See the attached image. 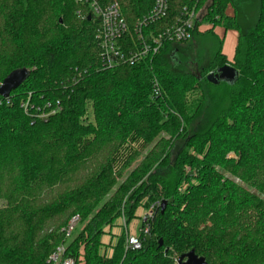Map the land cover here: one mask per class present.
Returning <instances> with one entry per match:
<instances>
[{"label":"trees","instance_id":"obj_1","mask_svg":"<svg viewBox=\"0 0 264 264\" xmlns=\"http://www.w3.org/2000/svg\"><path fill=\"white\" fill-rule=\"evenodd\" d=\"M245 4L199 2L198 24L214 26L193 36L213 41L207 65L166 42L104 69L78 0H0V84L30 70L11 105L0 95V264H51L60 245L74 264H175L192 250L208 264H264V0L248 27ZM215 26L238 33L232 60ZM226 64L237 79L210 82ZM157 202L150 240L127 250L119 221Z\"/></svg>","mask_w":264,"mask_h":264},{"label":"built area","instance_id":"obj_2","mask_svg":"<svg viewBox=\"0 0 264 264\" xmlns=\"http://www.w3.org/2000/svg\"><path fill=\"white\" fill-rule=\"evenodd\" d=\"M130 0H78L87 6L97 21L96 41L100 49L102 68L110 69L123 63H136L157 54L166 42H188L196 31H201L204 23L198 24L201 16L199 2L187 0L176 12H172V0H144L136 5L133 15L129 11ZM206 9L203 10V14ZM137 14V15H136ZM135 40V41H134ZM133 44V45H132ZM159 93L155 80V95ZM11 105V94L4 98ZM31 97L22 102L26 113L34 107ZM2 103V101H0ZM50 107V105L48 104ZM40 110V109H39ZM55 110H41L37 116L48 118ZM160 202L152 204L142 218L141 235L131 234L127 238V250H140L151 234L150 222L154 218ZM79 222L74 217L64 229L70 236ZM65 245L57 247L49 258L51 264H74L72 258H64Z\"/></svg>","mask_w":264,"mask_h":264},{"label":"rangeland","instance_id":"obj_3","mask_svg":"<svg viewBox=\"0 0 264 264\" xmlns=\"http://www.w3.org/2000/svg\"><path fill=\"white\" fill-rule=\"evenodd\" d=\"M245 1H246L245 8L243 5V9H241V11L250 12V14L252 15L250 18V21L244 20L245 27H248L251 25V21L253 17H255V14L258 12L259 0H236V3H238L241 8L242 3ZM233 12H234L233 7L229 5L227 8V13L231 15L233 14ZM211 27H214L213 24L204 23L201 28V33L205 32L206 30L211 29ZM214 31L216 32V34L219 36L220 39H224L223 53L226 55L227 59L230 60L231 55H233L234 47L237 42L238 33L233 30H225L223 27H220V26H215ZM225 35L226 37H224ZM212 43L213 41L211 43H207L205 40L202 39V36L198 35L197 37H195V39L193 38L189 40L188 42L178 43L175 46L179 48L180 54H185V56L189 58L190 61H194L195 65H199L201 67V66L207 65L212 59V55H213ZM3 205H5V201L3 199H0V207H2ZM146 210L143 208H140L138 210L139 217L131 220V222L126 223V222L119 221V223L122 224L123 231L127 235V238L131 234L141 235V227H142L141 221H142L143 215L146 212ZM65 228H63V230ZM113 231L115 234L121 233L120 228L118 229L117 227L114 228ZM150 238H151V235H149L146 238V240L148 241L150 240ZM104 241L108 243L110 241V237L109 236L104 237ZM106 252L107 254H111L112 250L106 247ZM178 258L179 257H176V256L174 257L175 264H177Z\"/></svg>","mask_w":264,"mask_h":264},{"label":"water","instance_id":"obj_4","mask_svg":"<svg viewBox=\"0 0 264 264\" xmlns=\"http://www.w3.org/2000/svg\"><path fill=\"white\" fill-rule=\"evenodd\" d=\"M91 20V16H89ZM62 21V20H60ZM30 70L27 68H20L12 71L0 84V95L3 98L10 96L12 91L16 90L28 78ZM238 77V71L230 64L220 67L217 72H211L208 75V80L214 84L221 81L234 82ZM166 201L162 202V211L165 209ZM163 241L160 240V245ZM177 264H208L205 258L196 255L192 250L187 254L181 255L177 259Z\"/></svg>","mask_w":264,"mask_h":264},{"label":"crops","instance_id":"obj_5","mask_svg":"<svg viewBox=\"0 0 264 264\" xmlns=\"http://www.w3.org/2000/svg\"><path fill=\"white\" fill-rule=\"evenodd\" d=\"M224 37H226V35H225ZM236 38H237V37H236ZM237 40H238V38H237ZM236 44H237V42H236ZM235 47H236V45H235ZM235 47H234V51H235ZM234 51H233V55H231V59H230V60H232V59H233V56H234Z\"/></svg>","mask_w":264,"mask_h":264}]
</instances>
